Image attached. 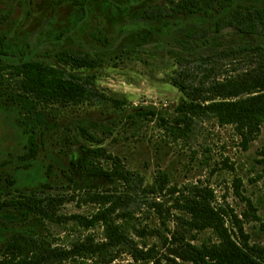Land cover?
<instances>
[{
	"label": "trees",
	"instance_id": "16d2710c",
	"mask_svg": "<svg viewBox=\"0 0 264 264\" xmlns=\"http://www.w3.org/2000/svg\"><path fill=\"white\" fill-rule=\"evenodd\" d=\"M88 1L81 4L84 14ZM234 3L167 0L138 8L133 17L149 23L183 14H209L210 9H216L220 13L214 25L216 32L233 27L240 33L264 38V6ZM208 33L205 27H199L187 35L198 38ZM143 38L146 40V36ZM138 43L141 45V40ZM12 46L8 34L0 37L1 54L15 55ZM56 57L72 70L92 69L97 62L91 53L72 49L61 50ZM177 64L170 80L184 97L172 121L159 117L168 137L165 141H186L197 120L214 119L219 125L233 127L242 149L247 150L264 125V45L248 43L208 55L183 56ZM0 97L3 106H19L22 110L20 121L28 134V148L21 156L24 168L37 158L40 141L48 135L36 111L95 101H111L117 108L126 104L125 100L100 93L92 76L68 73L30 58L1 55ZM155 115L153 109L140 108L129 117ZM73 133L70 142L76 144L77 154L64 171L68 192L51 193L42 188L15 195L11 190L14 180L9 177L5 178L8 186L0 185L4 191L0 192V211L19 218L17 228L0 245V264L110 263L122 252L147 264H264V244L251 243L244 220L239 218L240 214L246 218L249 214L237 213L212 186L180 184L166 169H159L148 182L144 173L131 169L121 156L103 145L92 128L80 125ZM104 133L112 135L114 130ZM84 182L91 183L84 187ZM233 184L238 189L242 181L237 177ZM247 201L252 207V201ZM71 202L89 209L64 212L63 207ZM144 210L162 220L170 237L138 219ZM170 222L175 225L173 230L169 229ZM54 225L62 227L64 236L53 233ZM204 231H210V240L195 244L193 241ZM146 236L162 238L166 253L159 255L156 245L147 248L145 243L141 247L137 239Z\"/></svg>",
	"mask_w": 264,
	"mask_h": 264
},
{
	"label": "rangeland",
	"instance_id": "374dc122",
	"mask_svg": "<svg viewBox=\"0 0 264 264\" xmlns=\"http://www.w3.org/2000/svg\"><path fill=\"white\" fill-rule=\"evenodd\" d=\"M26 1L23 26L17 35H11V41H19L21 36L25 41L31 34L40 42L51 38L54 48L44 47L34 60L36 63L59 67L80 76H92L100 93L125 100L126 104L117 108L111 101H95L77 107L36 111L34 114L48 128V135L44 142L40 141L37 158L30 167L24 168L21 156L28 148V134L20 121L22 110L19 106H3L0 97V185L8 186L5 178L9 177L14 180L11 190L15 195L42 188L51 193L68 192L64 171L70 158L77 154L76 144L71 145L70 141L74 139L70 134L74 135L73 132L82 125L92 128L103 139V145L121 156L131 169L144 173L148 182L159 169H166L180 184H209L237 213L249 214L247 218L240 214L239 218L244 220L251 243L264 244V125L259 136L244 150L233 127L219 125L214 119L197 120L188 140L179 142L165 141L168 137L159 121L160 116L172 121L177 115L175 108L184 97L170 80L179 57L208 55L248 43L264 45V38L235 29L214 37L215 21L220 15L216 9L206 16L190 14L149 23L133 18L138 8L167 0H89L86 15L81 6L85 0ZM239 3L264 6V0H235L234 6ZM21 13L17 0H0V19L4 20L0 34L10 31ZM72 27H75L73 33H65ZM197 27H205L214 38L210 43L193 41L188 48H183L179 38ZM100 38L107 39V43L102 50H97L103 46ZM64 49L96 51L93 54L96 66L70 69L54 55ZM140 108L155 110V117H129ZM112 129V135L104 133ZM237 177L242 181L238 189L233 184ZM90 183L84 182L83 186ZM47 185L51 188L45 187ZM0 192L4 193L1 188ZM248 199L253 203L250 208ZM85 208L71 202L63 207V211L82 213ZM138 216L170 237L169 230L155 213L144 210ZM18 223L16 214L0 211V245ZM174 227L170 222L169 229ZM52 230L57 236L65 234L62 227L54 225ZM210 238V231H204L193 242L201 245ZM137 240L141 247L145 243L147 248L156 245L161 256L166 253L162 238L146 236ZM98 264L147 263L122 252L110 263Z\"/></svg>",
	"mask_w": 264,
	"mask_h": 264
},
{
	"label": "flooded vegetation",
	"instance_id": "af4514ba",
	"mask_svg": "<svg viewBox=\"0 0 264 264\" xmlns=\"http://www.w3.org/2000/svg\"><path fill=\"white\" fill-rule=\"evenodd\" d=\"M108 1H110V0H108ZM17 2H19L20 5H21V9H22L21 15L19 16V18L17 19V21L14 23V25L11 27L10 31H7V32L5 31L2 34H0V37L2 35H4V34H8V36H9V42H11V43H13L11 41V35L13 33H16V35H17L20 27L23 26V22H24L23 19L25 18V14L23 13V11H24L25 7L27 6V3H26L27 1L26 0H17ZM86 5L87 4H85V7H86ZM211 12H212V9H210V13ZM190 14H199V13H190ZM190 14H187V15H190ZM209 14H204L203 16H206V15H209ZM187 15H184L183 14V15H180V16H187ZM133 18L136 19V20H138L135 17H133ZM164 18H176V17H164ZM3 21L4 20L0 19V26L2 25V23H4ZM74 28L75 27H72L70 30H67L65 33H68V34L73 33L72 31H73ZM197 28H199V27H197ZM194 29H196V28H194ZM187 34L188 33H186L184 35V37L179 38L180 44L182 45L183 48H188L189 43L190 42H193V41H195L194 43H196V42H203V43L204 42H207V43H210L211 40L214 37H218L219 34L220 35L222 34V32L221 31L220 32H216V31L213 32V35H215L214 37H212L211 36L212 33L209 32L204 37H198V38L197 37H191V36L189 37ZM29 39H30V42H29V45H27L26 42H27V40L29 41ZM29 39H27V40L25 39V41H24L23 40V37L21 36L19 41L13 43L12 49H13V51L16 52L15 55H12L11 52H10V54L9 53L1 54V52H0V55L3 58H6V57H8V58L9 57L10 58H12V57L13 58L24 57L26 59L30 58V59L35 60L41 54V52H42V50H43L44 47L51 46L52 48H54V46H53V44H54L53 41L54 40H52L51 38L48 39V40H45V41L40 42L38 39H36V37L34 36V34H31V36H30ZM59 40H61V39H59ZM100 41H101V43H102L103 46L100 47V48H98L97 50H102L104 48L105 44L107 43V39H103L102 40L100 38ZM1 49H2V47H1ZM60 51H58V52H60ZM58 52L54 53L55 57H56V55H57ZM77 52H81V53L86 52L87 53V51H85V50H81V51H77ZM90 53L93 55V54L96 53V51L94 52V50H93ZM56 59H57V57H56Z\"/></svg>",
	"mask_w": 264,
	"mask_h": 264
},
{
	"label": "water",
	"instance_id": "95a60500",
	"mask_svg": "<svg viewBox=\"0 0 264 264\" xmlns=\"http://www.w3.org/2000/svg\"><path fill=\"white\" fill-rule=\"evenodd\" d=\"M228 29H235V28H233V27H226L221 32H226Z\"/></svg>",
	"mask_w": 264,
	"mask_h": 264
}]
</instances>
